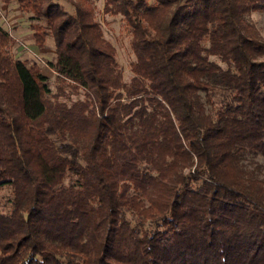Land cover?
Returning <instances> with one entry per match:
<instances>
[{
  "label": "trees",
  "instance_id": "16d2710c",
  "mask_svg": "<svg viewBox=\"0 0 264 264\" xmlns=\"http://www.w3.org/2000/svg\"><path fill=\"white\" fill-rule=\"evenodd\" d=\"M2 1L39 48L53 38L60 86L52 98L0 27V264H264V180L241 164L264 156V40L247 20L264 0H105L131 34L129 82L95 0Z\"/></svg>",
  "mask_w": 264,
  "mask_h": 264
},
{
  "label": "rangeland",
  "instance_id": "374dc122",
  "mask_svg": "<svg viewBox=\"0 0 264 264\" xmlns=\"http://www.w3.org/2000/svg\"><path fill=\"white\" fill-rule=\"evenodd\" d=\"M66 11L73 12L74 4L66 0H56ZM105 0H95V17L101 24L105 38L117 50V60L119 68L124 76V81L129 82L133 77L131 72V63L135 61V55L132 49V38L130 31L126 29L120 15H110L104 13ZM247 20L256 26L262 39L264 40V12H252L247 16ZM30 15L24 13L17 2L5 3L0 0V27L10 35L12 41L8 47L9 53L17 60L26 62L28 65L36 63L40 72L47 78L51 89L52 98L58 94L60 82L57 73L50 67L51 62H55V44L51 36L48 37L44 48H39L34 41V32L31 29ZM210 59L222 67L226 64L216 56ZM264 59V57L262 58ZM67 94H72L69 88L65 89ZM204 96V95H203ZM84 95L72 94L71 98L60 97V101L71 104L78 99H83ZM241 164L248 174L254 178L264 180V156L254 153H246L241 159ZM185 170V172H187ZM12 198V188L9 186L0 190V211L7 213L10 209ZM135 222V220L133 221Z\"/></svg>",
  "mask_w": 264,
  "mask_h": 264
}]
</instances>
